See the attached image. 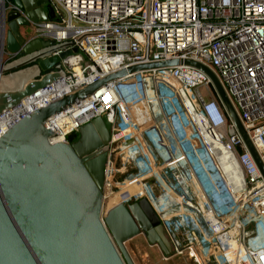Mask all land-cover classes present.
<instances>
[{
    "label": "built area",
    "instance_id": "obj_1",
    "mask_svg": "<svg viewBox=\"0 0 264 264\" xmlns=\"http://www.w3.org/2000/svg\"><path fill=\"white\" fill-rule=\"evenodd\" d=\"M48 2L55 19L31 22L32 38L71 39L66 50L77 52L62 59L61 79L0 115V136L99 78L137 64L192 60L216 74L264 164V0ZM4 35L0 17V63L13 59ZM102 116L110 123L104 198L105 188L123 187L131 192L127 202L150 204L172 248L162 260L264 264V180L201 70L181 63L128 73L53 116L49 141H69ZM221 158L236 167L237 191L218 166ZM127 174L133 177L117 179Z\"/></svg>",
    "mask_w": 264,
    "mask_h": 264
},
{
    "label": "water",
    "instance_id": "obj_2",
    "mask_svg": "<svg viewBox=\"0 0 264 264\" xmlns=\"http://www.w3.org/2000/svg\"><path fill=\"white\" fill-rule=\"evenodd\" d=\"M13 3L26 17L15 9ZM6 59L0 63V115L61 79L74 42L26 38L20 27L47 21L48 0H0ZM183 63L211 81L264 180V164L220 80L192 60L137 64L99 78L28 113L0 136V264H135L126 243L143 235L171 255L164 228L145 199L110 202L103 186L110 138L105 116L84 124L74 141L51 143L46 123L128 73ZM129 191V189H128Z\"/></svg>",
    "mask_w": 264,
    "mask_h": 264
},
{
    "label": "rangeland",
    "instance_id": "obj_3",
    "mask_svg": "<svg viewBox=\"0 0 264 264\" xmlns=\"http://www.w3.org/2000/svg\"><path fill=\"white\" fill-rule=\"evenodd\" d=\"M33 27L31 25L27 27H20V33L26 38H32L34 36ZM133 176L129 174L118 177L119 181L129 180ZM222 189V188H221ZM225 195V193L223 192ZM129 202V201H128ZM131 203L134 202L130 201ZM246 231L250 232V225H246ZM129 253L135 264H193L191 261H187L183 258H173L169 261L162 260L161 251L157 246L149 245L145 237L141 234L128 242Z\"/></svg>",
    "mask_w": 264,
    "mask_h": 264
},
{
    "label": "bare ground",
    "instance_id": "obj_4",
    "mask_svg": "<svg viewBox=\"0 0 264 264\" xmlns=\"http://www.w3.org/2000/svg\"><path fill=\"white\" fill-rule=\"evenodd\" d=\"M216 146H217V148H219L225 152V149H223L222 146H220V145H216ZM232 162L233 161H228V160H224L223 158H221L218 166H222V169L227 174L229 180L234 184L233 189L235 191H237L238 173H237L235 165ZM215 177L217 178V176H215ZM229 192H231V191L228 190V192H227L228 196L225 194V197L227 198L229 203H231L230 202L231 195ZM105 193L110 197V202L112 204H114L115 202L120 201L122 199L129 198V195L131 194V192H129L127 188L124 189L123 187H122L121 191H119L117 193H111V189L107 187V188H105Z\"/></svg>",
    "mask_w": 264,
    "mask_h": 264
},
{
    "label": "trees",
    "instance_id": "obj_5",
    "mask_svg": "<svg viewBox=\"0 0 264 264\" xmlns=\"http://www.w3.org/2000/svg\"><path fill=\"white\" fill-rule=\"evenodd\" d=\"M9 1H12V0H9ZM48 16H49V20L55 19L54 11L49 2H48ZM76 137H77V134H73L72 136H70L69 141H74Z\"/></svg>",
    "mask_w": 264,
    "mask_h": 264
},
{
    "label": "crops",
    "instance_id": "obj_6",
    "mask_svg": "<svg viewBox=\"0 0 264 264\" xmlns=\"http://www.w3.org/2000/svg\"><path fill=\"white\" fill-rule=\"evenodd\" d=\"M220 190H222V189L220 188ZM128 242H129V241H128ZM128 242L126 243V247H127L128 251H129V248H128V245H127V244H128Z\"/></svg>",
    "mask_w": 264,
    "mask_h": 264
}]
</instances>
